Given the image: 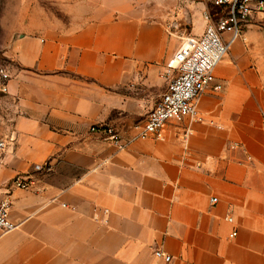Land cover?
Segmentation results:
<instances>
[{"label":"crops","instance_id":"crops-1","mask_svg":"<svg viewBox=\"0 0 264 264\" xmlns=\"http://www.w3.org/2000/svg\"><path fill=\"white\" fill-rule=\"evenodd\" d=\"M182 1L99 0L79 29L11 42L0 202L17 228L0 230V264H264V11L217 66L202 123L122 151L90 133L126 140L147 120L207 27L208 1ZM26 174L32 190L12 187Z\"/></svg>","mask_w":264,"mask_h":264},{"label":"built area","instance_id":"built-area-1","mask_svg":"<svg viewBox=\"0 0 264 264\" xmlns=\"http://www.w3.org/2000/svg\"><path fill=\"white\" fill-rule=\"evenodd\" d=\"M193 3L197 0H191ZM218 11H225V16L212 14L210 8L204 12L207 27L203 35L182 52L176 74H166L167 90L155 107L148 114L144 123L132 127L134 134L124 139L111 126H92L90 133L99 135L104 142L122 151L132 143L141 140L164 141V127L168 123H181L189 120L191 123H202L198 110V102L208 92H219L221 86H213L217 66L229 54L232 45L244 39V29L253 15L264 11V0H210ZM228 36L226 39L225 36ZM10 77L1 71L2 91L7 92L6 82ZM5 148V142H0V150ZM49 171L46 166H36L35 172ZM35 179L32 174L18 175L12 181V187L29 191L33 189ZM217 199L211 200L212 204ZM12 200L6 197L0 202V230L12 232L17 227L10 219ZM237 236L234 232L231 238ZM155 256L165 263H170L171 257L157 251Z\"/></svg>","mask_w":264,"mask_h":264},{"label":"rangeland","instance_id":"rangeland-1","mask_svg":"<svg viewBox=\"0 0 264 264\" xmlns=\"http://www.w3.org/2000/svg\"><path fill=\"white\" fill-rule=\"evenodd\" d=\"M207 1L212 14L226 15ZM98 3L99 0H0V142L13 129V100L2 91L1 80V71L8 73L12 66L7 56L11 42L21 36H43L57 27L79 29ZM183 4L188 5L185 1ZM175 16L179 23L176 30L186 29L187 20L181 13Z\"/></svg>","mask_w":264,"mask_h":264}]
</instances>
